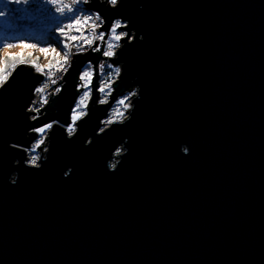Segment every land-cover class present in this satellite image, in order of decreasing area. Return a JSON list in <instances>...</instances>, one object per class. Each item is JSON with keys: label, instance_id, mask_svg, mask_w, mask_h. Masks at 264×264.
Segmentation results:
<instances>
[{"label": "water", "instance_id": "obj_1", "mask_svg": "<svg viewBox=\"0 0 264 264\" xmlns=\"http://www.w3.org/2000/svg\"><path fill=\"white\" fill-rule=\"evenodd\" d=\"M83 3L105 38L72 54L36 116L41 73L18 63L0 84V264H264V0ZM116 20L127 35L106 57ZM104 61L120 72L101 104Z\"/></svg>", "mask_w": 264, "mask_h": 264}, {"label": "built area", "instance_id": "obj_2", "mask_svg": "<svg viewBox=\"0 0 264 264\" xmlns=\"http://www.w3.org/2000/svg\"><path fill=\"white\" fill-rule=\"evenodd\" d=\"M83 2H88V0H78V2L77 0H52L51 3H49L48 0H20L19 3H17L16 0H11L13 10L18 17L30 23H41V24L45 23V24L61 26L63 27V31L66 37L67 45L64 50L65 52L64 58L65 55L67 54L68 62L64 64L63 70L59 72L57 71V68L59 66L58 64L37 71L43 75V79L40 82V84L36 87V89L44 88L45 84H47L48 87L44 88L43 92H37L36 89L34 90L32 104L29 107V110L31 111L37 112L38 111L37 109L43 107L45 103L48 101L49 94L51 91L53 95L57 94L60 91L61 83H58L55 87L53 85L60 80V78L65 73V71L68 69L72 54L76 52L85 51L88 47H90L88 45H84L83 47H81L80 46L81 40L78 39L76 42H73L71 40V37L73 35H76L81 38L86 37L87 39H93L94 37L99 36L100 33H103L100 30H96L95 32L92 31V23L95 21V17L99 16L102 20L103 18L97 12L87 9L86 5ZM69 7L73 8L74 11L71 12L68 11L67 9ZM57 8L65 9L64 14L61 15L59 12H57L56 11ZM85 17H92V19L85 21ZM74 18L76 20L81 21V24L78 26L79 31L76 30V27H73L71 29L68 28L69 24H74ZM116 21H120V20H116ZM116 21H114L113 24ZM121 24L122 26L125 25V23H121ZM118 32L119 31L117 29V33ZM109 36H111L110 31H109ZM107 39L104 41L103 52L105 51V47H106L105 44L107 42ZM95 40H98L97 47L99 48L101 46L102 41L99 39H95ZM63 62L64 59L60 63L63 64ZM105 62L109 63L107 61H104V63ZM53 80H55L56 83H52ZM80 86L81 85H79L78 88ZM57 89H59V91H57ZM36 132L38 136L44 133V132L42 133L38 132L37 129Z\"/></svg>", "mask_w": 264, "mask_h": 264}, {"label": "rangeland", "instance_id": "obj_3", "mask_svg": "<svg viewBox=\"0 0 264 264\" xmlns=\"http://www.w3.org/2000/svg\"><path fill=\"white\" fill-rule=\"evenodd\" d=\"M9 2V0H0V5H7ZM7 11H5L1 16L4 18L5 14ZM4 21H6L7 23V27L10 28V31H17L23 28L26 29H31L34 27L35 24H29V23H20L18 21V19L16 17H14L12 20L11 19H3ZM6 27V28H7ZM44 27V25H38L39 29H42ZM124 32H118L117 34H121ZM63 42V43H62ZM111 42L114 45L113 51L115 52L116 48L119 45L118 41L112 40L111 36L108 37L107 42H106V47H105V51L107 50V44ZM24 45H32V47H24ZM64 45V46H63ZM67 44L64 43V41H60V44L54 43V45L51 46H47V45H41L39 43L36 42H26V41H20V42H4L2 40H0V84L5 80V77L7 78L8 75L10 74L11 70L15 67L16 64L18 63H24L30 66H33V68L35 69V71H39L42 69H46L49 68V65L53 66L55 64H58V61L61 62L64 59V50ZM63 46V47H61ZM61 47V49H60ZM41 48H47L49 51L47 53H44L41 51ZM53 49H55L56 53H59V55H56L53 53ZM109 66L111 67L114 72L116 73V66L111 65V63H107L105 65V67L102 69L100 75V86H99V90L101 87H105V85H107V87H105V91L101 92L100 91V100L105 99V97L107 96L108 99V95L111 91V83L106 79L105 80V69L106 67ZM84 72H90L91 73V77H92V69L90 66H86L83 68L81 76ZM80 76V77H81ZM117 76V74H116ZM90 79L86 78V79H80L81 80V86L83 87V91L81 93V95L78 97L77 102L74 106V109H76L77 104L79 103L80 99L83 97L85 92L89 93L90 96ZM85 85H87L85 87ZM135 93L134 91L132 92H128L125 95H123L122 97H120L115 104L113 105V107L110 109L109 114L107 116V118L104 120V123L110 119L111 115L113 114L114 110L116 108H120V110L122 112H124V118L127 116L128 110H125L123 108L122 105H119V100L124 99L125 97H128V99L125 101L126 103L130 104V99L132 94ZM89 97L87 98V102H88ZM99 100V101H100ZM86 102V105H87ZM85 108L80 109L81 111L85 112ZM74 109L72 111V113L74 114ZM73 116V115H72ZM123 118V119H124ZM50 125V124H49ZM72 125V123L66 127V130ZM43 126V128H45L44 133H42L41 135H39L37 137V139L33 142V144L31 145V147L29 149H27V156H28V163H30L29 161L31 160V158L33 156L38 157L39 154V150L38 147H35L37 144H39V146L42 145L43 148H46V137H47V133L48 130L50 129V127ZM43 141V143H40V141ZM121 152V149L120 151Z\"/></svg>", "mask_w": 264, "mask_h": 264}, {"label": "snow or ice", "instance_id": "obj_4", "mask_svg": "<svg viewBox=\"0 0 264 264\" xmlns=\"http://www.w3.org/2000/svg\"><path fill=\"white\" fill-rule=\"evenodd\" d=\"M16 2L19 3L20 0H16ZM48 2L51 3L52 0H48ZM77 2H78V0H77ZM109 3H110L111 5H113V6H115V5L118 3V0H114V3H113V2H110V0H109ZM67 10L70 11V12H71V11H74V9L71 8V7H69ZM56 11L59 12L61 15H63L64 12H65V9H63V8H57ZM0 15H2V14H0ZM90 19H92V17H85V21H88V20H90ZM80 24H81V21L76 20V19L74 18V24H69V25H68V28L71 29V28H73V27H76V30L79 31L78 26H79ZM102 25H103V20H102L99 16H96V17H95V21L92 23V31L95 32L96 29H97L98 27H101ZM121 27H122V24H121L120 21H116L114 24L111 25V27H110V32H111V39H112V40L120 41L121 38H122V36L127 35L126 33H121V34H119V35L117 34V29H118V28H121ZM61 31H63V29H61ZM104 38H105V34H104V33H100L99 36L94 37L93 39H87L86 37L81 38V37H78V36H76V35H73V36L71 37V40H72L73 42H76L78 39H80V40H81V44H80V46L83 47L84 45L91 46V45L94 43V40H95V39L104 40ZM62 43H63V42H62ZM24 47H32V45H24ZM113 48H114V45H113L111 42H109V43L107 44V50L103 52V55L106 56V57H112V56L114 55ZM95 50H96V51H99V48L97 47ZM41 51L44 52V53H47L49 50H48L47 48H41ZM52 51H53L54 54L59 55V53H56V52H55V49H53ZM67 62H68V56H67V54H66V55H65V58H64V62H63V64H61V63L58 61V65H59V66H58V68H57V71H58V72H59V71H62L63 68H64V64H66ZM49 67H51V65H49ZM115 71H116V73L118 74V73L120 72V69L117 68ZM90 77H91V73H90V72H84V73L82 74V76H81V79H82V80H83V79H86V78L90 79ZM5 79H7V78L5 77ZM52 83H56V81L53 80ZM86 86H87V85H85V87H86ZM47 87H48V85L45 84V85H44V88H47ZM105 87H107V85H105ZM105 87H101V88H100V91H101V92H104V91H105ZM44 88H38V89H36V91H37V92H43ZM57 91H59V89H57ZM132 95H135V93H133ZM88 97H89V93H88V92H85L84 95H83V97L80 99L79 103L77 104L76 109H74V114H73V116H72L73 124H72V125L69 127V129H68V135H69V136H71V135L73 134V132L75 131V123H76V121H77L78 119H80L81 117H83L84 115H86V112L81 111L80 109H83L84 107H86V102H87V98H88ZM127 99H128V97H125L124 99H121V100H119V102H118L119 105H122L123 108H124L125 110H127V109L130 108V104L125 102ZM99 102H100L101 104L106 103V102H107V96L105 97V99H102V100H100ZM33 118L35 119V117H33ZM123 118H124V112H122V111L120 110V108H116V109L114 110L113 114L111 115L110 119H108L105 123H106L107 125H111V124H113L114 122L122 121ZM47 127H51V125H48ZM37 131L42 133V132L45 131V128H43V127H42V128H39V129H37ZM100 131L102 132V131H104V129L101 128ZM40 143H43V141L41 140ZM35 147H39V144H37ZM119 151H120V149H117V152H119ZM37 159H38V157L33 156V157L31 158V160L29 161L30 164L33 165V166H36V165H37ZM112 166H113V167H116L115 164H112Z\"/></svg>", "mask_w": 264, "mask_h": 264}, {"label": "trees", "instance_id": "obj_5", "mask_svg": "<svg viewBox=\"0 0 264 264\" xmlns=\"http://www.w3.org/2000/svg\"><path fill=\"white\" fill-rule=\"evenodd\" d=\"M5 11V17L6 19H13L14 17L17 18L13 7L11 0H9L7 5H0V14H3ZM0 15V40L4 42H20V41H26V42H36L41 45H54V43H59L60 41H64L66 44V37L64 31H61L63 27L52 25V24H45V23H29V24H35L33 28L31 29H20L17 31H10L7 27L6 21ZM18 19V18H17ZM20 23H23L20 19H18ZM38 25H44L47 27H44L42 29L38 28ZM7 27V28H6ZM64 46V45H63ZM61 46V47H63ZM60 47V49H61ZM105 80L107 79L110 83H112L116 79V74L114 70L107 66L105 69Z\"/></svg>", "mask_w": 264, "mask_h": 264}, {"label": "clouds", "instance_id": "obj_6", "mask_svg": "<svg viewBox=\"0 0 264 264\" xmlns=\"http://www.w3.org/2000/svg\"><path fill=\"white\" fill-rule=\"evenodd\" d=\"M110 2L114 3V0H110ZM182 151L184 152V154H188L187 149L185 148V146H182ZM110 170H114L115 167L112 166V164L109 165Z\"/></svg>", "mask_w": 264, "mask_h": 264}, {"label": "bare ground", "instance_id": "obj_7", "mask_svg": "<svg viewBox=\"0 0 264 264\" xmlns=\"http://www.w3.org/2000/svg\"><path fill=\"white\" fill-rule=\"evenodd\" d=\"M106 64H107L106 62L100 64V66H99L100 73H101L102 69L105 67ZM37 114H38V111L35 113V115H37ZM72 124H73V122H72ZM68 129H69V128H68ZM68 129H67V132H68Z\"/></svg>", "mask_w": 264, "mask_h": 264}]
</instances>
